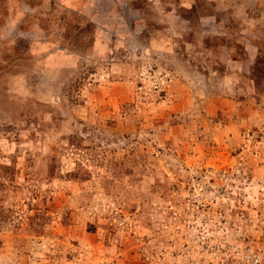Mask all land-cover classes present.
<instances>
[{"label": "rangeland", "instance_id": "374dc122", "mask_svg": "<svg viewBox=\"0 0 264 264\" xmlns=\"http://www.w3.org/2000/svg\"><path fill=\"white\" fill-rule=\"evenodd\" d=\"M0 264H264V0H0Z\"/></svg>", "mask_w": 264, "mask_h": 264}]
</instances>
